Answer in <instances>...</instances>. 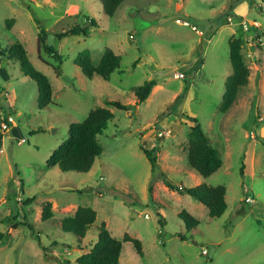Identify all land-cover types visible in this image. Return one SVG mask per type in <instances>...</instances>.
Returning a JSON list of instances; mask_svg holds the SVG:
<instances>
[{
	"label": "rangeland",
	"instance_id": "374dc122",
	"mask_svg": "<svg viewBox=\"0 0 264 264\" xmlns=\"http://www.w3.org/2000/svg\"><path fill=\"white\" fill-rule=\"evenodd\" d=\"M76 25L92 26L90 34L52 39L63 56L57 74L59 61L39 49L40 27L55 34ZM232 36L243 37L250 77L223 113ZM13 43L24 45L54 93L53 102L40 108L36 81L22 72L16 58L1 57L0 96L14 125L0 150V232L9 233L0 240V264H75L97 241L103 222L116 238L128 233L142 242L141 256L124 241L119 264H264L261 0H124L113 16L104 11L103 0H0V46ZM106 48L121 55L120 67L109 80L98 74L89 79L75 58L88 53L97 65ZM151 79L157 85L138 102L133 88ZM187 85L184 100L173 105ZM113 100L131 108L109 104ZM97 107L111 109L114 118L98 135L103 152L91 170L48 167L47 159L68 138L71 124ZM185 114L197 117L223 159L208 178L188 163L192 122ZM21 138L26 141L20 143ZM144 148L156 150L159 170L175 185H225V213L210 216L204 204L168 187L158 174L150 196L154 176ZM47 201L54 217L44 220ZM78 206L97 211L82 240L61 226ZM183 209L200 220L190 231L179 215Z\"/></svg>",
	"mask_w": 264,
	"mask_h": 264
},
{
	"label": "trees",
	"instance_id": "16d2710c",
	"mask_svg": "<svg viewBox=\"0 0 264 264\" xmlns=\"http://www.w3.org/2000/svg\"><path fill=\"white\" fill-rule=\"evenodd\" d=\"M123 1L124 0H103L104 11L108 15L113 16ZM261 1L264 3V0ZM11 21L8 20V23ZM92 21V26H96L95 20ZM91 27L76 25L70 29L52 35L54 40H61L70 35L88 36ZM49 34L50 33L45 28L40 27L38 33L39 49L43 48L48 54L59 61V64L55 66V71L57 74H61L60 64L63 56L55 48L54 44H48ZM205 44L203 42V44L200 45L201 53L203 52ZM243 46V37L232 36L230 38L229 50L232 73L227 77L225 91L220 105V110L223 113L227 112L232 107L238 98L241 88L249 83L250 68L242 52ZM0 54L1 57L7 59L16 58L20 63L22 72L36 81L38 85L37 102L40 108H44L53 102L54 90L49 77L34 66L30 60L28 50L24 45L21 43H13L5 48H1L0 46ZM199 62H202L201 58ZM75 63L89 79H92L95 74H98L105 80H109L112 73L121 65V55L117 54L111 48H106L97 65L93 63L88 53H80L75 58ZM156 85L157 80L151 79L145 81L142 85L134 87L133 91L136 94L138 102L145 101ZM188 87L187 85L184 91L176 97L173 105H179L184 100ZM109 104L124 110H129L131 108V105L124 104L118 100L110 101ZM185 117L192 122L188 135V163L204 178H208L222 167L223 159L218 148L214 146L197 117L188 114H185ZM113 118L114 113L111 109L107 107H97L92 109L83 121L71 124L68 138L52 152L47 159V166L50 168L59 166L63 171L89 172L96 158L101 156L103 152V146L98 140V135L103 133L108 126V122ZM3 141L4 134L0 130V150L3 146ZM143 150L151 162L154 176L149 186L150 196H152L153 184L158 180V174L168 187L177 189L180 192H186L197 201L204 204L208 208L210 216L221 217L225 213L228 207L226 202L227 188L225 185L219 184L213 186L206 182L193 187H186L182 184L175 185L166 177L163 171L159 170L160 166L158 164L156 150L150 148H144ZM241 171H244V168H242ZM179 215L185 222L187 231L192 230L200 224V220L186 209H183ZM41 217L44 220L54 217L53 205L50 201L43 204ZM96 219L97 211L94 208L89 206H78L73 215L64 216L61 219V226L65 231L76 234L80 240H82L86 236L87 230ZM99 229L97 241L88 252L82 253L77 257L75 264H119L124 241H131L137 253L141 256L144 254L140 239L128 233L124 235L123 239H118L112 235L105 222L100 225ZM8 236L9 233L0 232V240L6 241ZM178 236L182 240L188 239L185 233H179ZM37 238L39 239V235H37ZM54 243L57 244L58 242Z\"/></svg>",
	"mask_w": 264,
	"mask_h": 264
},
{
	"label": "built area",
	"instance_id": "2783aa9c",
	"mask_svg": "<svg viewBox=\"0 0 264 264\" xmlns=\"http://www.w3.org/2000/svg\"><path fill=\"white\" fill-rule=\"evenodd\" d=\"M229 20H231V17L228 18ZM179 22L183 23V24H188V22H185V21H180L178 20ZM2 61V58L0 56V63ZM179 77L180 78H184L185 75L183 73L179 74ZM14 125V118H13V115H12V112L11 111H7V109H5V107L3 106V103H2V98L0 96V130L1 132H3L4 136H5V132L12 126ZM26 141V138H21L19 140L20 143ZM246 200L248 202H254V199L251 197V196H248L246 198ZM207 249H204V252L207 253Z\"/></svg>",
	"mask_w": 264,
	"mask_h": 264
},
{
	"label": "water",
	"instance_id": "95a60500",
	"mask_svg": "<svg viewBox=\"0 0 264 264\" xmlns=\"http://www.w3.org/2000/svg\"><path fill=\"white\" fill-rule=\"evenodd\" d=\"M52 39H53V35L49 34L48 35V44L51 45L52 44Z\"/></svg>",
	"mask_w": 264,
	"mask_h": 264
},
{
	"label": "crops",
	"instance_id": "0c3cea01",
	"mask_svg": "<svg viewBox=\"0 0 264 264\" xmlns=\"http://www.w3.org/2000/svg\"><path fill=\"white\" fill-rule=\"evenodd\" d=\"M0 69H1V67H0Z\"/></svg>",
	"mask_w": 264,
	"mask_h": 264
}]
</instances>
